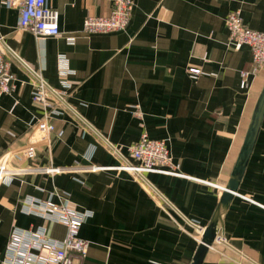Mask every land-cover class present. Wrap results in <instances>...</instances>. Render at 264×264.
Instances as JSON below:
<instances>
[{"label":"crops","instance_id":"obj_1","mask_svg":"<svg viewBox=\"0 0 264 264\" xmlns=\"http://www.w3.org/2000/svg\"><path fill=\"white\" fill-rule=\"evenodd\" d=\"M7 1L0 0V48L15 80L0 97V154L28 145L47 113L33 100L39 79L61 91L59 56L74 75L63 100L48 98V110L59 112L50 115V150L39 147L35 161L14 158L13 181L0 185V258L14 228L42 226L51 239L65 238L66 227L22 209L28 197L60 203V193L92 214L80 231L89 243L80 264H192L264 88V68L240 88L252 55L231 46L226 19L240 12L249 29L263 31L264 0H133L124 31L95 34L82 31L84 21L109 16L112 0H48L60 15L53 38L20 29V12ZM188 68L203 74L192 78ZM143 133L167 142L178 172L142 178L125 167ZM48 166L65 172L47 175ZM220 238L202 264H264V118Z\"/></svg>","mask_w":264,"mask_h":264},{"label":"built area","instance_id":"obj_2","mask_svg":"<svg viewBox=\"0 0 264 264\" xmlns=\"http://www.w3.org/2000/svg\"><path fill=\"white\" fill-rule=\"evenodd\" d=\"M113 7L109 16H89L83 24V32L87 34L113 33L124 31L130 22L134 8L133 0H112ZM9 8H17L20 12V29L31 32L36 38H53L60 35L59 12L49 5L48 0H8ZM226 28L229 34V43L235 50L244 46L250 48L252 66L249 71L241 72L240 88L247 90L251 86V78L255 77L264 68V30L249 29L243 22L240 12L229 14L226 19ZM75 38H69L72 44ZM58 74L61 91L47 88L40 81L35 84L33 100L44 106L47 113L36 122L34 133L28 145L19 150H7L0 154V185L10 184L15 175L12 160L26 159L35 161L38 158V148L43 146L50 150L55 125L50 121V115L58 114V109L53 108L48 101L49 95L64 99L73 89L69 78L74 75V70L69 65L66 56H59ZM192 78H198L203 71L198 68H188ZM14 75L10 70V62L6 59V52L0 48V97L13 90ZM129 159L125 167L143 178L149 171L178 172L180 165L174 163L170 149L165 140L149 138L143 133L139 141L128 149ZM99 167H91L92 172ZM47 175L54 176L65 172L64 169L48 166L43 169ZM61 198L60 203L52 200L25 198L22 209L28 215H33L44 220L63 225L67 234L62 240L51 239L47 228L36 229L14 228L10 234L7 248L0 264H80L77 258H84L89 249V243L80 237V231L85 221L92 216L91 212L80 211L69 205L65 194L56 193ZM223 243V239L216 240Z\"/></svg>","mask_w":264,"mask_h":264},{"label":"water","instance_id":"obj_3","mask_svg":"<svg viewBox=\"0 0 264 264\" xmlns=\"http://www.w3.org/2000/svg\"><path fill=\"white\" fill-rule=\"evenodd\" d=\"M12 53V52H11ZM13 54V53H12ZM17 57L15 54H13ZM17 59L34 73L28 66H26L18 57ZM35 74V73H34ZM63 100V99H61ZM264 118V88L258 98L255 110L252 115V119L239 154L238 160L236 162L235 168L232 173V177L224 189L223 195L220 199L217 216L213 222L205 229L202 238V244L200 245L192 264H202L204 256L208 252V249L213 245V243L218 238V228L222 224V218L225 209L229 206L234 197L238 194V188L240 181L242 179L244 170L247 166L250 155L253 151L258 133L261 128V124ZM144 178V177H143Z\"/></svg>","mask_w":264,"mask_h":264}]
</instances>
